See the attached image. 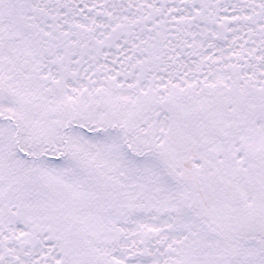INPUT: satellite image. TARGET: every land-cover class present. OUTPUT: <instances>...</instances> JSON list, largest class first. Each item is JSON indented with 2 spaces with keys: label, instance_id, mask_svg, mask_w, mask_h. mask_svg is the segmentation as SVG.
Here are the masks:
<instances>
[{
  "label": "snow or ice",
  "instance_id": "snow-or-ice-1",
  "mask_svg": "<svg viewBox=\"0 0 264 264\" xmlns=\"http://www.w3.org/2000/svg\"><path fill=\"white\" fill-rule=\"evenodd\" d=\"M0 264H264V0H0Z\"/></svg>",
  "mask_w": 264,
  "mask_h": 264
}]
</instances>
